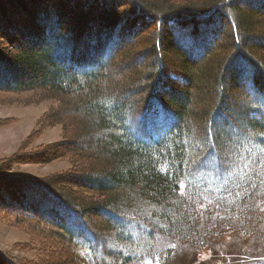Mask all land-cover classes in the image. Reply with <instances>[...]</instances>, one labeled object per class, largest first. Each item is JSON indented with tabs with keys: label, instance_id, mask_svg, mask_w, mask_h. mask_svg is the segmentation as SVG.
Here are the masks:
<instances>
[{
	"label": "trees",
	"instance_id": "16d2710c",
	"mask_svg": "<svg viewBox=\"0 0 264 264\" xmlns=\"http://www.w3.org/2000/svg\"><path fill=\"white\" fill-rule=\"evenodd\" d=\"M0 97L58 100L43 127L95 136L41 155H70L65 177L0 178V213L51 244L45 264H168L163 242L201 257L230 237L264 248V0H0ZM212 174L228 182L205 186ZM255 251L233 264H264Z\"/></svg>",
	"mask_w": 264,
	"mask_h": 264
},
{
	"label": "rangeland",
	"instance_id": "374dc122",
	"mask_svg": "<svg viewBox=\"0 0 264 264\" xmlns=\"http://www.w3.org/2000/svg\"><path fill=\"white\" fill-rule=\"evenodd\" d=\"M115 2L117 3L118 0H115ZM86 24L87 21L85 25ZM170 60L171 58L168 59V61ZM131 63V60H129L124 63V66L116 67L114 71L118 69L116 71L117 73L120 70H126L131 66ZM121 65H123V63ZM133 85L132 88H136L138 84L136 82V84ZM226 87L224 89L225 92H227ZM215 89V94L218 97L219 91ZM227 94L228 93H226L225 97H228ZM227 102L229 103V101ZM228 103L225 104L227 105ZM236 104L235 101L232 102V105L235 106ZM245 105V103L239 104L240 107ZM59 106L60 102L58 100H45L27 105L24 103L6 102L4 98L0 97V178L5 179L6 182H9L11 179L17 182L19 179L18 177L43 181L65 177L74 172L73 159H70V155L55 159L49 163H44L48 159H42L41 157V155L46 152L51 154L49 150L50 147L56 146L57 148H63V144L67 145L72 143L77 147L87 149L89 147L87 143L91 138H95L94 135H84V133L79 132V128L77 130L74 128L73 130H65L61 124L43 127L42 123L45 116ZM229 106H231V103H229ZM218 130L221 131L222 129ZM221 133L222 132L217 133L218 137L216 136L219 138V141L220 139H224ZM199 138L200 141H206H204L205 143L199 144L198 147L201 148L202 146L209 145L210 141H208L207 137H204L202 131ZM224 143L222 145H224ZM220 149L223 157L227 159L229 157L228 152L230 148L226 151H224L223 147H220ZM59 154L64 156L66 151L62 149ZM50 157L51 155H49V158ZM5 161L11 162L9 164V169H5ZM214 162V159L211 158L201 167H206L207 164L209 169L213 171ZM194 167L197 172H199V168L201 167L196 166V164ZM232 174L233 176L230 175L229 178V181L232 183L241 176V172L236 175L232 172ZM213 176L216 181L220 184L222 183V185H226V182H228L227 178L220 174H212L211 176L206 175L205 186L215 185L214 180L211 178ZM188 181L191 186L197 185V183H203L202 178L193 173L189 174ZM63 184L64 187H59V185H57L60 191L62 190L61 188L72 191L76 190L69 182ZM54 185H56V183ZM214 192L216 191L214 190ZM164 239L165 238H163L162 241ZM223 240L227 241L221 242V246L219 243H216L212 251L206 250L202 252L201 257H197L194 251L189 247H184L175 242L172 244H170V242L163 243L173 251L171 252L172 255L168 264H201L211 258L215 259V257L224 264H233L236 260L242 261L245 257L248 258L249 256H243L251 253L252 249H255V253H257L254 254L255 256L253 257L264 255V248L262 246H255L256 244L252 241L243 243L240 242L241 239L234 237ZM48 245L51 244L44 245L42 243H37L31 228L8 218L4 213H0V255L17 260L21 264H45L47 258L43 248L46 249ZM55 260H57V258H55ZM150 264H160V262L155 260Z\"/></svg>",
	"mask_w": 264,
	"mask_h": 264
}]
</instances>
